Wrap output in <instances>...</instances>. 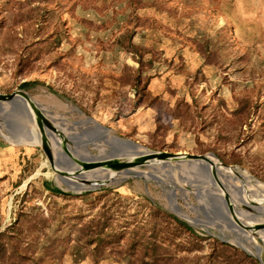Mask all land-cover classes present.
Returning a JSON list of instances; mask_svg holds the SVG:
<instances>
[{
    "label": "rangeland",
    "instance_id": "obj_1",
    "mask_svg": "<svg viewBox=\"0 0 264 264\" xmlns=\"http://www.w3.org/2000/svg\"><path fill=\"white\" fill-rule=\"evenodd\" d=\"M18 90L56 131L44 122L41 133L29 103L0 117V264H261L233 243L264 252V205L244 182L194 178L173 160L76 191L36 139L60 141L52 155L70 186L83 171L70 155L126 149L103 131L88 141L86 117L145 149L216 157L264 186V0H0V93ZM223 215L254 224V239Z\"/></svg>",
    "mask_w": 264,
    "mask_h": 264
},
{
    "label": "bare ground",
    "instance_id": "obj_2",
    "mask_svg": "<svg viewBox=\"0 0 264 264\" xmlns=\"http://www.w3.org/2000/svg\"><path fill=\"white\" fill-rule=\"evenodd\" d=\"M31 107V106H30ZM9 108L11 109V110H9ZM31 109H32V107H31ZM73 109H75V110H77L78 111V109L77 108H73ZM20 111H21V109H17V108H15L14 107V105L11 103V102H9V101H5V102H2L1 104H0V117L1 118H3L4 120H8V119H10V118H13V116L14 115H17V114H19L20 113ZM78 112H80V111H78ZM36 113V112H35ZM35 114H34V110H33V116H34ZM32 116V117H33ZM82 119V122H80L79 124H83V125H87V127H88V129H89V131L91 132V130H93V132H99V133H101V131H103L108 137H112V138H114L116 141H118V142H120L122 145H124L125 147H126V149L125 150H122V152H116L115 154H116V156H121V155H128L130 158H132L133 156H136V155H138V154H140V153H142L143 151H145L146 149L142 146V145H140L139 143L138 144H136V143H131V142H129V141H126V140H124L123 138H118L115 134H113V132H112V130L111 129H109V128H102V127H100V126H98L97 125V123L93 120V119H91V120H87L86 118H81ZM94 124H93V123ZM73 123H75V122H73ZM48 126V125H47ZM49 127V126H48ZM51 128V127H50ZM52 129V131H56V128H51ZM67 133V132H66ZM76 133V132H75ZM75 133H73V134H71V133H67V134H65V133H63L64 134V136H67V137H69V138H71L72 137V135H75ZM36 134V133H35ZM27 136V135H26ZM49 137L52 139V141H50V143H51V145L53 146V148H54V150H52L51 148V151H52V153L54 154V155H56V152H58L59 150H60V141L54 136V134H50L49 135ZM34 138L35 137H33V139H32V137H31V139L29 140L30 142H33V140H34ZM8 139V138H7ZM46 139V138H45ZM82 139V138H81ZM9 140V139H8ZM47 141V140H46ZM48 142V141H47ZM82 142V141H81ZM95 142V141H94ZM111 143H114L115 141L114 140H111L110 141ZM85 143L86 142H82V144L83 145H85ZM62 144V143H61ZM94 145L95 146H101L102 147V145L98 142V143H94ZM48 146H49V143H48ZM79 148V147H78ZM130 150H129V149ZM58 150V151H57ZM118 153V154H117ZM213 156V155H212ZM210 159H209V161H211V163H208L207 162V160L206 159H197V160H188V161H182V162H175V164H172V163H168V165H176V166H181L182 168H184V170H185V172L186 173H189L190 174V176L191 177H199V174L201 173H203V174H206V176H207V178H208V180L209 181H212V180H214V176H217L218 177V179L219 180H217L216 182H218L220 185H222V183L223 184H225V185H228L229 187L231 186V188L234 190V189H236V183H237V181H242V183L244 182L245 183V185H242L244 188L246 187V186H248V187H250L251 189H253V190H255L256 192H255V196H256V198L258 199V201H261L262 203H263V205H264V186L263 185H261V184H259V183H257V182H255V181H253L252 179H250L249 177H247L248 179H242V177L245 175L241 170H243V169H240V168H238V167H229V166H224L223 164H220V163H218V161H217V159H216V157H209ZM196 161H200V162H196ZM157 163H159V162H155V163H149V164H151L152 165V167L153 166H155V165H157ZM161 163V162H160ZM72 167H74V168H78V169H81V170H83L82 169V167L77 163L76 165L75 164H73L72 165ZM205 167H207V168H212V169H214V170H212V171H207V170H201V168L202 169H204ZM161 168V166H158V169H160ZM187 168V169H186ZM198 170V173L197 172H195L194 170ZM69 171H70V169H68ZM133 170H134V172H136L137 174H140V175H142V176H147L148 174H149V171H147V170H140L138 167H134L133 168ZM217 171H220V172H222V173H219V172H217ZM87 171H85V170H83V171H81V174H80V177H81V179L78 181V183L75 185V186H70L68 183H67V181L68 180H66L67 178L66 177H63L62 179H59L60 181H62V182H64V183H66L67 185H68V188H71V189H74V188H80V187H82V186H86V185H84V183H82V182H85L84 180L85 179H88V180H91L92 182H95V181H106V180H110V179H112V178H117V179H120V177L118 176V175H122V174H126V173H121V174H112L111 172H109V171H107V170H102V169H92V170H88V172H91V173H94V175L90 178L88 175H87V173H86ZM225 173V174H224ZM118 176V177H117ZM149 176H150V174H149ZM148 176V177H149ZM238 178H237V177ZM66 178V179H65ZM80 183V184H79ZM238 183H240V182H238ZM221 190L223 191V187L221 186ZM237 190V189H236ZM210 192V191H209ZM238 192H239V190H238ZM244 192H245V190H244ZM246 193H247V191H246ZM253 193V192H252ZM223 195H224V198L226 199V202L228 203V204H230V202L227 200L229 197H228V195H226V194H224L223 193ZM240 195V194H239ZM210 196H213V195H210ZM209 196V197H210ZM246 195L244 194L243 196H239V198H238V196H237V198H238V200H237V204H238V206H239V209L241 210V208H244V210H247V208H248V206L249 205H247L246 204ZM213 198V197H212ZM252 200H254V202H255V200H256V198L254 197H250ZM214 199V198H213ZM173 200L174 199H172V198H170V200H169V204H170V206L171 205H173ZM245 200V201H244ZM238 201H239V203H238ZM174 205H176V204H174ZM216 205V204H215ZM256 205V204H255ZM250 206H251V204H250ZM218 209H220V206L218 207ZM180 211H181V209H180ZM256 211H258L259 212V207L257 208L256 207ZM182 212V214H184V215H186V216H188L187 214H185L183 211H181ZM231 213V212H230ZM223 217H224V215H223ZM235 217V216H234ZM190 220H191V218L190 217H188ZM225 218V217H224ZM224 221H225V223L227 224V221H226V219H224ZM235 223H237V224H242V225H246V224H244V221L242 220V219H240V218H238L237 216L235 217ZM221 224V223H220ZM220 224H217V223H214V225L215 226H218L219 227V225ZM261 225H264V222L263 223H260ZM248 226H252V227H254V224L252 225V224H248ZM234 230H236V232L237 233H240L241 235H243L244 237H247V238H249L250 240H253L254 238V235L255 234H253V232H249V231H241V230H239L237 227H235V226H231ZM261 230V231H260ZM258 232H257V234L256 235H260V239H262L263 241H264V232H262V229H260ZM241 240V239H240ZM235 241H237V242H239L240 244H242V245H244L245 243H243V242H240L239 241V239H236ZM246 245V244H245ZM244 245V246H245ZM263 245V244H262Z\"/></svg>",
    "mask_w": 264,
    "mask_h": 264
},
{
    "label": "water",
    "instance_id": "obj_3",
    "mask_svg": "<svg viewBox=\"0 0 264 264\" xmlns=\"http://www.w3.org/2000/svg\"><path fill=\"white\" fill-rule=\"evenodd\" d=\"M5 101H9L11 102L15 108H19V109H24V107H26V103H29V105L32 107V109L36 112V114H38L40 116V127H41V133L44 132V127L43 124L44 122L49 126V122L44 118L43 113L41 112L40 108L38 107V103L36 101H34V99L32 98V96L27 93L26 91L23 90H18L12 93H0V104L2 102ZM78 111H80L78 109ZM87 120H91V117H86ZM98 126L102 127V128H107L105 126L99 125ZM52 128V127H51ZM103 138V133H99V132H93V130H91V132L89 131V140L90 142H94V141H98L100 139ZM126 141H129L131 143H136L137 142L128 139V138H123ZM37 143H40L42 150L44 151V153L46 154L47 158L49 159L52 168L58 173V174H66L67 178L71 176L70 171L63 166V163L61 162V159L58 158L57 156L53 157L52 155V151L50 149V147L48 146V142L46 141V139L44 138L43 135H39L37 136L36 139ZM116 151L117 148H111V150L107 151V155L102 156V157H98V156H94V155H85V154H81V155H70L69 160H75L76 163H78L83 170L88 171V170H92V169H102V170H107L109 172H111L112 174H118V173H131L134 167H140L143 165H147L148 163H155V162H169V161H182L184 159V157H186L187 160H199V159H206L207 161H209V157L208 155H197V154H180V153H172V152H160V151H153V150H149L146 149L145 151H143L142 153L133 156L132 158H130L128 155H121V156H116ZM217 159V158H216ZM218 163L221 164V162L217 159ZM232 167V166H229ZM136 175H140V174H136ZM142 176V175H140ZM150 176H154L153 173H150ZM84 185L86 186H82L80 188H74V190L76 191H80L82 189H93L95 187H98L100 185V183H102L103 181H95L92 182L91 180L85 179ZM80 184V183H79ZM170 209L174 212H176L177 214H179L180 216L190 220L188 218V216L182 214L180 212V208L177 205H171ZM223 219H226V217ZM193 221V219H192ZM227 225L228 226H235L237 227L239 230L241 231H249L252 232V226H248V225H240L237 224L235 222H232L230 220H227ZM195 222V221H193ZM264 227V225L260 226V228ZM219 238L222 241H226L229 242V239L227 236L222 235L219 236ZM233 243H235L237 246H239L240 248L246 250L247 252L253 254L259 261L261 264H264V252L263 249L255 244L253 245L254 250H251L250 247L251 245H249V249L248 247L240 244L239 242L233 240Z\"/></svg>",
    "mask_w": 264,
    "mask_h": 264
},
{
    "label": "trees",
    "instance_id": "obj_4",
    "mask_svg": "<svg viewBox=\"0 0 264 264\" xmlns=\"http://www.w3.org/2000/svg\"><path fill=\"white\" fill-rule=\"evenodd\" d=\"M29 82L28 81H24L23 83H22V86H26L27 84H28ZM48 190H52L53 192H59V190H58V188H56V187H46ZM175 219H176V217H175ZM178 220V219H177ZM178 222H180V223H182L181 221H179L178 220ZM183 224H185V223H183ZM185 226L188 228L189 226L187 225V224H185Z\"/></svg>",
    "mask_w": 264,
    "mask_h": 264
}]
</instances>
